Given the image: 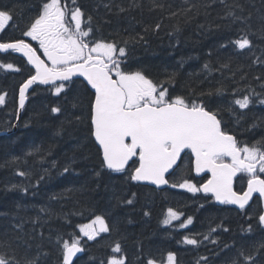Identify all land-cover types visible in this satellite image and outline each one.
Returning a JSON list of instances; mask_svg holds the SVG:
<instances>
[{
  "label": "trees",
  "instance_id": "obj_1",
  "mask_svg": "<svg viewBox=\"0 0 264 264\" xmlns=\"http://www.w3.org/2000/svg\"><path fill=\"white\" fill-rule=\"evenodd\" d=\"M42 2L0 0V9L15 8L14 20L0 39L20 37ZM63 2L69 9L80 7L86 22L87 17L92 18L97 40L126 47V64L131 70H142L154 82H161L173 97L185 96L218 112L225 131L235 134L241 146L264 140V0ZM237 5L243 7L242 12ZM229 10L245 19L234 21L227 16ZM243 36L251 40V48L240 50L230 43ZM0 61L21 69L3 73L0 68V94H7L0 105V129L11 131L0 134V254L22 261L26 254L35 255L36 245L42 244L47 252L43 264H60L59 246L53 242L59 236L69 243L81 240L84 251L73 264H106L112 256L121 255L126 257L125 264H145L149 258L167 264L168 253L175 254L176 264H205L203 258H207V264H224L242 245L256 255L255 245L264 242V229L258 223L259 199L239 211L216 205L209 195L171 187L184 180L200 184L190 154L183 156L176 174L170 176V186L162 190L131 181L127 171L105 169L101 149L91 134L89 113L94 92L89 86L85 88L82 79H74V90L65 99L63 93L57 96L51 85H36L19 114V86L33 74V68L14 54L0 53ZM174 72L175 77L169 80ZM244 95H250L253 101L248 109L232 105ZM57 106L62 108L61 113L51 111ZM15 124L17 129L13 131ZM34 146L40 153L26 157ZM14 156L20 160L6 163ZM65 166L70 169L68 173H63ZM45 168L48 175L36 185ZM19 171H26L28 176L20 177ZM12 184L27 186L28 193L19 187L10 191ZM237 185L240 189L243 182ZM128 199L133 203L124 202ZM40 206L50 208L52 215L43 217L47 221L42 228L44 239L37 234L29 240L32 248L28 250L17 241L21 233L13 228V217L28 221L24 230L30 232V218L38 214ZM170 207L181 212L182 218L165 225ZM97 215L105 218L110 232L88 240L79 226ZM187 218L192 224L181 227V221L187 224ZM249 225L253 235L247 232ZM215 228H219L215 235L218 241L203 243L205 234ZM40 230L37 226V233ZM185 236L201 243L187 245ZM117 242L122 253L112 251ZM259 255L264 256V250Z\"/></svg>",
  "mask_w": 264,
  "mask_h": 264
},
{
  "label": "snow or ice",
  "instance_id": "obj_2",
  "mask_svg": "<svg viewBox=\"0 0 264 264\" xmlns=\"http://www.w3.org/2000/svg\"><path fill=\"white\" fill-rule=\"evenodd\" d=\"M237 7L243 11L242 6ZM14 15L15 8L0 9V31L14 20ZM227 16L232 17L234 21L245 19L232 10L228 11ZM91 19L90 16L87 17L86 22L85 13L80 7L69 9L63 0H43L36 8L35 15L21 31L20 37L11 40L0 39V53H19L26 57L27 63L34 68V74L29 75L19 87V109H24L28 90L33 89L34 92V85H51L57 96L63 93L67 99L76 84L73 78L83 77L87 82L84 87L90 85L91 89H94L89 113L91 134L102 150V164L105 169L115 173L127 171L131 181L149 182L156 186L169 185V177L175 175L179 168L177 162H183L181 154L185 149H190L195 156V171H210L211 179L201 187L189 180L179 184L173 183L171 187L178 186L192 193H211L220 203L238 205L240 209L249 204L254 193L264 197V178L258 174L264 173V140L256 141L252 146H241L236 137L222 127L218 112L185 96L173 97L161 82H154L142 70H131L126 64V47L114 41L97 40ZM156 27L158 29L159 25ZM25 37L38 42L43 56L50 64L41 59L37 49ZM230 43H234L240 50L252 47V42L247 36ZM0 68L21 71L10 62L0 64ZM204 68L207 69L208 65L205 64ZM175 75V72L172 73L169 80ZM215 91L222 92L221 89ZM4 103L5 95H0V105ZM251 103L253 101L250 95L232 101V105L238 106L239 109H248ZM72 106L76 107V104L73 103ZM51 111L61 113L62 108L57 106L51 108ZM76 119L79 120L80 117L77 116ZM39 153L40 148L34 146L25 156H35ZM226 158H230V162H225ZM19 160L20 157L14 156L6 163ZM69 171L68 166L63 168V173ZM239 173H245L249 177L247 191L243 194L233 190L234 178ZM17 174L20 177L28 176L26 171H19ZM47 175L48 169H42V175L36 185ZM18 187L24 194L28 193L27 186L16 184L10 185L9 190H16ZM124 202L133 203L131 199ZM45 214L52 215L51 209L40 206L38 214L30 218V232L24 230V224L28 221L18 216L13 217L16 221L13 228L21 233L17 241L26 249L31 250L29 240L35 239L37 234L41 240L44 239L42 228L47 223L43 219ZM181 215L180 212L169 209L163 224L170 225L173 221H180ZM258 223L264 228V214L259 215ZM190 224L192 219L187 218V224L181 221L180 226L186 227ZM37 226L41 229L38 233ZM79 230L88 240H96L101 233L110 232V227L103 216L97 215L90 223L79 226ZM210 231L214 232L215 229ZM247 232H253L251 225ZM203 239H210V236L205 235ZM53 242L59 246L60 264H73L74 257L84 251L79 238L69 243L57 236ZM183 242L193 246L201 243L200 240L188 236L184 237ZM0 247H3V242H0ZM228 247L230 246L225 245V248ZM255 248L256 255H253L242 245L234 255L224 261V264H264V256L259 255L260 251L264 250V242L258 243ZM36 249L35 255L29 257L26 254L22 261L17 260L15 256L9 259L0 254V264H43L47 252L43 250L42 244H37ZM112 251L122 253L121 245L117 242ZM166 259L167 264H176L175 254L168 253ZM203 259L207 264V258ZM125 261L126 257L123 255L119 258L112 256L106 264H125ZM101 264L105 262L101 261ZM145 264H157V261L149 258Z\"/></svg>",
  "mask_w": 264,
  "mask_h": 264
},
{
  "label": "water",
  "instance_id": "obj_3",
  "mask_svg": "<svg viewBox=\"0 0 264 264\" xmlns=\"http://www.w3.org/2000/svg\"><path fill=\"white\" fill-rule=\"evenodd\" d=\"M19 54V53H18ZM21 55V54H20ZM26 58V57H25ZM41 59H43V58H41ZM46 62V61H45ZM75 78V77H74ZM81 78H83V77H81ZM84 79V78H83ZM85 80V79H84ZM86 81V80H85ZM34 87V86H33ZM89 87L91 88V86L89 85ZM32 89H29L28 90V92L29 91H31ZM93 91H94V89H92ZM28 94V93H27ZM27 101H28V99L26 100V102H25V104L27 103ZM20 111H21V109H20ZM3 132H0V134H2ZM233 135V134H232ZM194 155V154H193ZM194 161H195V156H194ZM179 162V161H178ZM177 162V163H178ZM196 172V171H195ZM205 172H210V171H205ZM197 173V172H196ZM204 172H201V173H197V174H203ZM210 174H211V172H210ZM210 179H211V177H210ZM235 179V178H234ZM142 183H149V182H142ZM164 186H167V185H160V186H157V187H159V188H162V187H164ZM233 190L235 191V189H234V181H233ZM247 191V190H246ZM245 191V192H246ZM239 194H243V193H239ZM263 200H264V197H263ZM219 202V201H218ZM220 203V202H219ZM236 206H238V205H236ZM79 254V253H78ZM77 254V255H78ZM75 258V257H74Z\"/></svg>",
  "mask_w": 264,
  "mask_h": 264
},
{
  "label": "rangeland",
  "instance_id": "obj_4",
  "mask_svg": "<svg viewBox=\"0 0 264 264\" xmlns=\"http://www.w3.org/2000/svg\"><path fill=\"white\" fill-rule=\"evenodd\" d=\"M74 23V22H73ZM213 233V232H212ZM250 235H253L252 233Z\"/></svg>",
  "mask_w": 264,
  "mask_h": 264
}]
</instances>
